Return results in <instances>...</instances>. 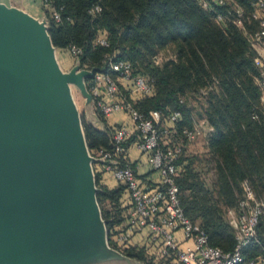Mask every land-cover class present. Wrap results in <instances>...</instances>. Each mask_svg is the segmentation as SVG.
<instances>
[{
	"label": "trees",
	"instance_id": "16d2710c",
	"mask_svg": "<svg viewBox=\"0 0 264 264\" xmlns=\"http://www.w3.org/2000/svg\"><path fill=\"white\" fill-rule=\"evenodd\" d=\"M50 1L60 9V24L49 18L45 7L40 5V9L49 21L48 34L56 49L66 50L72 44L81 47V64L98 71L105 70L106 54L130 62L134 74L154 84V93L137 98L134 107L145 115L157 110L162 117L179 111L181 119L171 130L185 141L183 130L194 124L185 96L198 90L208 95L207 119L213 129L205 157L186 156L181 146L176 161L181 206L204 229L211 245L232 251L236 241L226 210L243 198L241 184L247 181L263 206L257 240L244 250V256L264 253V65L251 46V36L260 29L259 20L252 16L253 1L230 0L225 6L213 4L212 10L204 9L201 0ZM234 5L243 10L242 27L232 22ZM94 6L100 11L92 13ZM227 11L225 23L218 22L217 13ZM98 35L106 38L108 46L94 43ZM169 49L173 58L160 57ZM157 56L161 61L156 64ZM98 117L103 129L83 123L92 154L111 148L110 127L105 118ZM96 164L95 183L101 190L97 201L108 244L115 246L110 230L123 221L120 198L124 189L109 186ZM205 169L212 172V180L205 176ZM119 250L149 264L143 250Z\"/></svg>",
	"mask_w": 264,
	"mask_h": 264
},
{
	"label": "rangeland",
	"instance_id": "374dc122",
	"mask_svg": "<svg viewBox=\"0 0 264 264\" xmlns=\"http://www.w3.org/2000/svg\"><path fill=\"white\" fill-rule=\"evenodd\" d=\"M15 5L20 6L21 0ZM4 9L0 8V34L4 35L0 37L1 213L25 246L31 264L35 257L46 258V264H129L111 254L114 250L126 256L123 252L105 244L106 229L97 211L92 171L79 127L77 110L84 136L83 123L104 127L93 107L90 112L85 108L81 94V71L89 67L66 50L53 52L35 22L27 25L13 17L14 27H8ZM46 24L49 26L48 20ZM11 32L14 34H7ZM27 33L30 37L23 40ZM13 46L17 51L6 57L5 50H14ZM253 50L264 65L261 47ZM173 56L169 49L160 57ZM77 61L76 74L70 69ZM185 98L192 122L201 127V133L193 141H185L172 132L169 143L181 145L186 156L202 159L213 129L207 119L209 97L198 90ZM205 170L212 180V172Z\"/></svg>",
	"mask_w": 264,
	"mask_h": 264
},
{
	"label": "built area",
	"instance_id": "2783aa9c",
	"mask_svg": "<svg viewBox=\"0 0 264 264\" xmlns=\"http://www.w3.org/2000/svg\"><path fill=\"white\" fill-rule=\"evenodd\" d=\"M230 0H201L206 10H212L213 4L225 6ZM255 10L253 18L259 20L260 29L251 36V46L261 47L264 52V0H252ZM49 13V18L61 23L60 9L50 0H38ZM232 22L242 27L243 10L234 5ZM100 11L94 6L91 12ZM44 14V13H43ZM45 15V14H44ZM230 15L218 12L216 19L225 23ZM46 16V15H45ZM48 20V19H47ZM95 44L108 46L106 38L98 35ZM73 59H79L83 50L76 45L66 49ZM113 55L104 56L105 70L95 72L87 79L86 86L92 96V107L96 115L105 119L122 114L125 120L110 123V149H97L90 155L96 159L97 170H103L116 185L123 187L120 198L123 221L114 226L110 240L117 249L143 250L153 263L169 264H264V253L245 257L244 250L257 240V225L263 201L258 199L247 181H243V198L236 207L226 210V217L235 236L232 251H223L209 243L208 236L199 223L192 221L184 212L176 184L181 154L179 144L169 143L175 122L181 119L179 111H172L162 117L157 110L145 115L134 107L137 98L151 96L154 93L153 82L133 73V67L126 60H118ZM159 56L154 58L157 64ZM90 69V67H89ZM264 88V77L262 79ZM188 141H193L201 133V127L193 124L184 129ZM139 153L140 158L132 159L130 149ZM149 166L152 177L138 174L140 160Z\"/></svg>",
	"mask_w": 264,
	"mask_h": 264
},
{
	"label": "water",
	"instance_id": "95a60500",
	"mask_svg": "<svg viewBox=\"0 0 264 264\" xmlns=\"http://www.w3.org/2000/svg\"><path fill=\"white\" fill-rule=\"evenodd\" d=\"M0 8H5L4 9L5 10L4 14H5L6 17H8V19L10 21L9 23H7L8 27H11V26L14 27V25H13L14 20H12L13 17L14 18H18V20L23 21L21 23H26L27 25H29L28 21L32 22V23L35 22L38 26H40V28L44 32L45 36L48 38L50 48L53 50V52H55L56 47L53 45V43L51 41V38H50V36L48 34V26L46 24L47 17L45 15L42 17L41 20H39V18H35V17L29 15L28 13H26V12L20 10V9H17L15 7L7 8L6 4L1 3V2H0ZM7 34H14V32L7 33ZM28 36L30 37V33H27L25 35V37H23V40H27ZM0 37H4V35L0 34ZM25 43L30 45L29 42H25ZM8 46H9V44H8ZM12 48L14 50H10L11 48H8L7 50H5V52H6L5 56L6 57H9V55H11L12 52L17 51V47L16 46H13ZM70 71H75L76 74L79 72V62L78 61L75 63L74 67H72L70 69ZM94 72H95L94 69L82 70L81 71V73H83V77L81 79V84L83 86V90H82L81 94L83 95L84 100H85V104H84L85 108L88 109L89 112H90V107H92L93 99H92V96L90 95V93H89V91L87 89L86 81H87V79L92 77ZM77 116H78L79 127H80V130H81V133H82V136H83V140H84V144H85V148H86V154H87L86 155V160L89 162L90 167H91V171H92L93 182H94V190H95L94 191V198H95V202H96L97 211L99 213V218H100V220L102 221V223L104 225V229H106L105 221L102 219L101 210H100V207H99L98 201H97V194L99 192H101V190L96 186L95 175L93 173L94 171H93V165L92 164L96 161V159L93 158L90 155V151L88 149L86 138L84 136V132H83V128H82V122H81L78 110H77ZM95 117H97V116L95 115ZM105 234L107 235L106 230H105ZM30 242H32V241H30ZM105 244L106 245L108 244V240L107 239H106ZM0 247H1V251H0L1 259L6 258L8 252L11 251V252L17 254V256L19 257V259L21 260V262L23 264H31V262H29V258H28L25 246L22 243H20L18 237L16 236L15 231L13 230L12 226L5 220L4 216L1 213V210H0ZM35 254L37 255V250L35 251ZM111 254L117 255L119 257H124L128 261L130 259V257L122 256L120 253H118V252H116L114 250H113V252ZM37 259H38V257H37ZM41 259L47 261L46 258H41ZM35 261H36V257H35ZM44 264H46V262Z\"/></svg>",
	"mask_w": 264,
	"mask_h": 264
},
{
	"label": "crops",
	"instance_id": "0c3cea01",
	"mask_svg": "<svg viewBox=\"0 0 264 264\" xmlns=\"http://www.w3.org/2000/svg\"><path fill=\"white\" fill-rule=\"evenodd\" d=\"M16 1H18V0H0L1 3L8 4L11 7H15L17 9H20V10L28 13L29 15H31V16H33L35 18L43 17V13H42V11L40 9V4H39L38 0H21V5L20 6L19 5H15ZM32 6H33L34 10H32ZM106 120H107V123L109 125L110 123L120 122L122 120H125V118L123 117L122 114L117 113V114L113 115L111 118L106 119ZM130 156H131L132 159L140 158L139 153H137V151L134 150L133 148L130 149ZM148 170H149V166L147 165V163L145 162L144 159H141L140 160V165H139V168H138V174L141 177H152L153 174L149 173ZM106 177L108 179V181H106V183H108L109 186H115L116 185V183L108 175H106ZM101 216H102V213H101ZM120 258H122L121 260L128 261L124 257H120ZM45 262H46L45 260H42L39 257L37 259V257H36L35 264H44ZM136 262H140L141 263L142 261L130 257L129 264L136 263Z\"/></svg>",
	"mask_w": 264,
	"mask_h": 264
},
{
	"label": "bare ground",
	"instance_id": "6f19581e",
	"mask_svg": "<svg viewBox=\"0 0 264 264\" xmlns=\"http://www.w3.org/2000/svg\"><path fill=\"white\" fill-rule=\"evenodd\" d=\"M1 251V247H0ZM0 264H23L16 253H13L11 251L8 252L6 258L1 259L0 254Z\"/></svg>",
	"mask_w": 264,
	"mask_h": 264
}]
</instances>
